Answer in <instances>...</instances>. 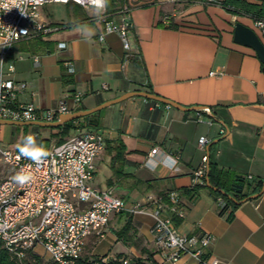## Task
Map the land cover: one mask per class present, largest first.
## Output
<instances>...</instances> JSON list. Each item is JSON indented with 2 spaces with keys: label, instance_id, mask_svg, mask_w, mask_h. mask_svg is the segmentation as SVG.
<instances>
[{
  "label": "crops",
  "instance_id": "crops-1",
  "mask_svg": "<svg viewBox=\"0 0 264 264\" xmlns=\"http://www.w3.org/2000/svg\"><path fill=\"white\" fill-rule=\"evenodd\" d=\"M66 5L65 19L56 21L51 13L41 12L52 31L18 42L11 52L9 63L16 67L14 77L32 84L20 95V102L50 109L65 99L78 111L95 108L127 92H149L152 88L154 93L186 107H210L213 111H182L133 97L91 115L96 125L91 128L100 130L106 138V149L97 160L91 184L102 190L113 189L131 204H141V210L114 214L105 239H88L85 256L142 258L150 264H164L152 234L157 205L148 199L176 192L185 211L184 217L173 215V219L182 218L176 226L191 237L211 235V245L204 249L208 258L218 259V264H264V193L242 203L232 220L229 213H219L217 202L207 190L195 199L182 194L183 189L196 185L195 172L209 147L208 156L220 168L247 179L252 176L248 179L252 182L264 181V64L253 48L234 39L238 22L253 28L254 20L203 0L129 10L124 9V2L114 0L113 10L108 7V20L121 26L128 18L133 25L128 30L130 50H126L119 33L106 34L105 23L90 20L82 6ZM85 29L93 34L82 35ZM39 38L42 42L36 43ZM61 43L67 48L60 49ZM35 56L41 59L39 67L34 63ZM68 63L74 65L75 73L69 72ZM65 74L71 76V83H65ZM76 92L84 94L77 106L73 100ZM9 126H0L5 144L20 134L32 133L36 140L48 137L43 127L25 130ZM203 137L212 140L206 152L200 147ZM216 140L218 143H214ZM155 148L176 157L178 170L150 172L145 168ZM199 248L197 245L192 250ZM178 264L199 261L185 254Z\"/></svg>",
  "mask_w": 264,
  "mask_h": 264
},
{
  "label": "built area",
  "instance_id": "built-area-1",
  "mask_svg": "<svg viewBox=\"0 0 264 264\" xmlns=\"http://www.w3.org/2000/svg\"><path fill=\"white\" fill-rule=\"evenodd\" d=\"M118 1L124 2V9L129 10L144 5H175L195 0ZM203 1L220 4L216 0ZM53 3H75L85 9L78 0H43L40 4H28L29 16H22L18 9L5 13L0 8V44L10 43V46H0V120L55 122L62 114L76 111L65 99L50 109L20 102V95L32 84L17 80L14 77L16 67L9 63L11 52L18 42L52 31L43 21L41 12L43 7ZM108 17L107 9L103 19L99 20L105 23L106 34L119 33L125 49L130 50L128 30L133 26L130 19L127 18L121 26H117ZM88 18L96 20L89 13ZM9 26L19 35L9 36ZM253 29L264 43V20L254 21ZM25 31L26 34H23ZM104 38L102 35L101 40ZM65 48L67 44L61 43L60 49ZM34 63L37 67L40 66L39 56L34 57ZM68 70L70 73L76 71L71 63H68ZM83 98L82 92L73 94L76 106L82 103ZM202 110L207 114L213 113L210 107ZM198 121H203L201 116ZM75 126L76 133L64 143L49 149L46 157L39 163L20 156L19 151L1 150L9 173L0 183V240L7 250L15 251L19 260L42 247L57 264H76L83 256L89 238L97 241L106 238L114 214L141 210V204H131L117 196L113 189L102 190L91 184L95 178L97 160L106 149V138L103 132L92 129L83 119L76 121ZM221 133L224 135L226 130L223 129ZM211 142L207 137L201 138V149L206 152ZM154 150L161 151L160 148H155L152 152ZM208 163L209 156L205 155L202 165L195 172L196 185L207 184ZM21 171L32 177L30 182L20 184L13 179ZM19 188H26V195H19ZM167 197L170 203H166L163 198L148 199V202L157 205L152 234L161 261L164 264H178L185 254H192L199 264H218V259L208 258L204 253V249L211 245V235L198 238L181 233L173 219V215H185L180 206V196L172 192ZM218 206L219 209H224L227 202L220 197ZM230 212L231 208H228L226 214ZM197 245L200 248L193 251L192 248ZM103 260L107 261L106 258ZM125 263H129V260H125Z\"/></svg>",
  "mask_w": 264,
  "mask_h": 264
},
{
  "label": "trees",
  "instance_id": "trees-1",
  "mask_svg": "<svg viewBox=\"0 0 264 264\" xmlns=\"http://www.w3.org/2000/svg\"><path fill=\"white\" fill-rule=\"evenodd\" d=\"M114 0H110L109 10L112 11L114 8ZM220 5L230 11L235 16H248L254 21L264 20V2L262 4H255L248 2L247 0H225L221 1ZM37 43H41L42 39L35 40ZM264 66V65H263ZM65 83H71V76L64 75ZM149 92L154 93L152 88H149ZM92 117L84 118L90 127H95V122L91 119ZM78 121V120H76ZM76 121L64 124L58 128H44L45 130H50L51 134L48 137H40L37 143L42 145L44 150L48 152L51 142L53 139L57 140V144L64 143L72 134V131L76 128ZM30 126L23 127V129L28 130ZM15 151H18L16 148ZM209 172L208 178L211 183V187L207 184H197L192 188H185L182 190V194L189 197L190 199H195L203 194V191L207 190L209 195L215 199L218 204V199L222 197L226 202L227 206L224 209H219L221 215H225L228 208H231V212L228 215L229 220L234 218V211L239 208V206L248 201L252 200L251 196L262 191L264 187V181L260 180L258 182L249 181L243 176L233 175L230 171L220 168L217 163L212 161L209 156ZM207 182V181H206ZM163 199L166 203H170L167 195H163ZM174 222L179 225L182 222V218L174 216ZM36 250L31 251L24 259L19 260L15 255H13L9 250H7L0 240V264H20L28 256H35ZM104 257L100 258H88L83 255L76 264H126L125 259L120 256L117 259L104 261ZM49 264H57L53 260H49ZM127 264H150L147 259L135 258L129 260Z\"/></svg>",
  "mask_w": 264,
  "mask_h": 264
},
{
  "label": "clouds",
  "instance_id": "clouds-1",
  "mask_svg": "<svg viewBox=\"0 0 264 264\" xmlns=\"http://www.w3.org/2000/svg\"><path fill=\"white\" fill-rule=\"evenodd\" d=\"M78 2L82 3L89 15L93 16L96 20H102L110 6V0H78ZM40 3H43V0H0V8H2L5 13L10 12L12 9H18L22 16H29L27 11L28 4ZM8 30L9 36L19 35L10 26L8 27ZM23 34H26V31ZM92 34L93 33L86 29L82 31V35L85 36L90 37ZM0 46H10V43L0 44ZM17 149L20 156L31 160L33 163H39L47 155L43 146L37 143L36 136L32 133L20 138L17 143ZM144 167L150 172H157L158 169H166L172 172L178 170L179 161L171 154L160 153L159 150H154L145 161ZM13 179L20 184H24L30 182L32 177L21 171L17 173Z\"/></svg>",
  "mask_w": 264,
  "mask_h": 264
},
{
  "label": "water",
  "instance_id": "water-1",
  "mask_svg": "<svg viewBox=\"0 0 264 264\" xmlns=\"http://www.w3.org/2000/svg\"><path fill=\"white\" fill-rule=\"evenodd\" d=\"M234 39L235 42L248 46L253 48L259 58L261 59L262 63L264 64V43L259 37V35L256 33V31L241 23L238 22L235 27V32H234ZM133 97H143L149 100H154L156 102H161L167 105H170L174 108H177L182 111H194V110H200L203 107L201 106H193V107H186L184 105H181L173 100H170L168 98H165L163 96H160L156 93H151L148 91H143V90H136V91H131L123 94L122 96L106 101L102 103L101 105L92 108V109H87V110H78L73 113H68V114H62L59 118V120L55 122H41V121H17V120H6V119H1L0 120V126L2 125H12V126H20V127H26V126H38V127H43V128H58L64 124L83 119L86 117H89L93 114L99 113L102 110L115 105L119 104L121 102H124L130 98ZM229 132V130H228ZM214 143H218V140H216ZM210 147L208 148V155L210 154L209 152ZM207 185L211 187V183L209 182V178L207 177ZM264 193V187L261 192L254 194L251 196V199H256L260 197Z\"/></svg>",
  "mask_w": 264,
  "mask_h": 264
},
{
  "label": "rangeland",
  "instance_id": "rangeland-1",
  "mask_svg": "<svg viewBox=\"0 0 264 264\" xmlns=\"http://www.w3.org/2000/svg\"><path fill=\"white\" fill-rule=\"evenodd\" d=\"M42 12H44L46 14L51 13V15L54 17L53 20H56V21L63 19V18L65 19L68 16V5L61 4V3L48 4L44 8H42ZM106 109H104V110H106ZM104 110H102V111H104ZM9 128L12 129L15 127L9 126ZM42 129L45 130L44 128H42ZM74 131L76 132V130H74ZM45 132H47L48 136H50V134H51L50 130H46ZM4 136H5V134H3L1 129H0V183L4 180L6 175L9 173L8 166L5 164V161L2 158L1 150L15 151V149L17 148V143L19 141V138H21V134H20V136L16 135L15 137H13L12 142H9L7 144H5L2 140L4 138ZM56 143H57V140H55L54 142H51L50 147L54 146ZM50 147H49V149H50ZM49 149H48V151H49ZM83 255H85V254H83ZM49 260H50V257L48 256V254L44 251V249L42 247H39L36 250L35 256H32V257L28 256L24 260V262H21L20 264H49V262H50Z\"/></svg>",
  "mask_w": 264,
  "mask_h": 264
},
{
  "label": "bare ground",
  "instance_id": "bare-ground-1",
  "mask_svg": "<svg viewBox=\"0 0 264 264\" xmlns=\"http://www.w3.org/2000/svg\"><path fill=\"white\" fill-rule=\"evenodd\" d=\"M19 195H26V188H19ZM10 252L15 255V251Z\"/></svg>",
  "mask_w": 264,
  "mask_h": 264
}]
</instances>
